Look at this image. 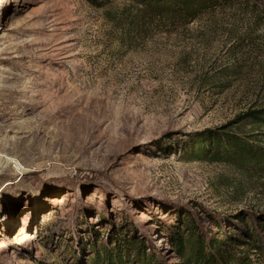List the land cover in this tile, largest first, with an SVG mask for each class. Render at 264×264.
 I'll return each mask as SVG.
<instances>
[{"label": "rangeland", "instance_id": "374dc122", "mask_svg": "<svg viewBox=\"0 0 264 264\" xmlns=\"http://www.w3.org/2000/svg\"><path fill=\"white\" fill-rule=\"evenodd\" d=\"M131 6L0 0V264H98L103 246L187 264L191 233L228 242L220 264H264V171L157 144L264 107V42L224 15L124 42ZM242 129L264 146V127Z\"/></svg>", "mask_w": 264, "mask_h": 264}, {"label": "trees", "instance_id": "16d2710c", "mask_svg": "<svg viewBox=\"0 0 264 264\" xmlns=\"http://www.w3.org/2000/svg\"><path fill=\"white\" fill-rule=\"evenodd\" d=\"M130 2L132 8L124 9L116 19V22L124 26L126 32L124 42L137 37L142 29H150L154 24H171L180 28L205 17L209 19L206 28L212 30L215 26L225 24L224 20H219L223 15L226 18V26H230V32L234 33V36L237 32L243 31L244 34H240L237 41L256 43L261 39L264 42V0H130ZM258 31H261V34L255 36L254 32ZM230 76L228 73L224 75L227 80L226 88L231 87L228 82ZM245 125L264 127V107L249 109L221 128L191 135L189 139L174 141L167 147L161 146L165 140L173 139L174 134L169 133L159 139L157 144L161 152L167 153L181 148L184 153L191 156L213 161H228L241 166L248 164L264 171V146L254 135H246L242 129ZM253 238L255 246L261 247L260 237L253 235ZM186 240L191 250L187 264H220V261L229 258L227 253L230 246L226 241L213 239L205 249L207 241L195 238L192 233ZM97 258L98 264H128L119 253L105 246L103 255L97 254ZM234 259L231 258L229 261L233 262Z\"/></svg>", "mask_w": 264, "mask_h": 264}]
</instances>
